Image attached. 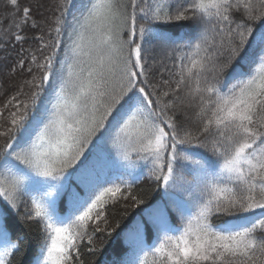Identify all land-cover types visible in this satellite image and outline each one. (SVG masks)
Here are the masks:
<instances>
[{
	"label": "snow or ice",
	"instance_id": "1",
	"mask_svg": "<svg viewBox=\"0 0 264 264\" xmlns=\"http://www.w3.org/2000/svg\"><path fill=\"white\" fill-rule=\"evenodd\" d=\"M4 6L0 58L16 51L32 91L0 110V264L24 247L8 219L25 197L45 233L30 264H84L85 239L98 255L108 205L145 203V167L163 197L127 264H264V0H60L51 21Z\"/></svg>",
	"mask_w": 264,
	"mask_h": 264
},
{
	"label": "trees",
	"instance_id": "2",
	"mask_svg": "<svg viewBox=\"0 0 264 264\" xmlns=\"http://www.w3.org/2000/svg\"><path fill=\"white\" fill-rule=\"evenodd\" d=\"M60 0H21L22 6H28L32 4L33 7L37 3L43 5L40 9L44 16L51 21L55 14V6ZM0 16L7 14V9L4 6V0H0ZM35 15V13H34ZM72 15H75L73 10ZM71 16L69 17V23H71ZM187 23V22H180ZM47 28V25H45ZM178 32L184 31V29H177ZM31 35V33H29ZM37 45L35 43H26L25 49H34ZM11 56L7 59L0 58V110H4L6 102H8L13 96H17L20 100H26L30 95L32 89L25 83L31 79V75L24 70L16 69L12 71L14 67L16 57V51L10 50ZM3 54H0L2 56ZM258 65H256L257 67ZM255 67V68H256ZM23 93V94H21ZM11 109V106L9 108ZM7 126V110H5V116L0 118V131ZM5 142V138L0 136V145ZM146 193L144 196L145 203L141 205H135L131 199L121 200L116 204H109L107 208L108 227L112 230V236L107 237L105 234H97L94 239V245L96 248L101 249L98 255L93 256L87 252V239L80 244L81 257L84 264H90L93 260L97 264H127L128 259L133 252V242L129 237L131 232H135V223L140 220V213L149 208L153 203L158 202L163 197L162 190H158L156 182L150 178V170L145 167L143 169L142 178L134 185L133 194ZM23 204L19 208V213H9L8 227L13 235H19L24 240V247L15 253L12 258V264H30L34 256H39L40 247L44 243L45 233L43 231L42 222L36 218L29 219L26 216V212L32 211V206L28 198H22ZM0 205H3V201H0ZM171 208V205L169 204ZM195 211V208L193 209ZM171 222L177 226L181 225L179 217L174 211L170 213ZM221 218H216L215 222H222ZM119 224V228L116 225ZM101 227H104L101 225ZM91 231V225H90ZM155 229L152 225H148L146 231L139 234V238L144 241L145 244H151L155 236ZM162 238V237H161ZM145 264H159L158 256L149 252L146 256H142Z\"/></svg>",
	"mask_w": 264,
	"mask_h": 264
},
{
	"label": "rangeland",
	"instance_id": "3",
	"mask_svg": "<svg viewBox=\"0 0 264 264\" xmlns=\"http://www.w3.org/2000/svg\"><path fill=\"white\" fill-rule=\"evenodd\" d=\"M47 2L49 3L50 0H47ZM0 6H1V5H0ZM256 70H257V71L260 70V66H259ZM151 219H156L155 215H153V216L151 217Z\"/></svg>",
	"mask_w": 264,
	"mask_h": 264
}]
</instances>
